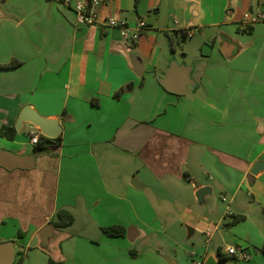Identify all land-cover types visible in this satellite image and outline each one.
Returning <instances> with one entry per match:
<instances>
[{
    "label": "crops",
    "instance_id": "1",
    "mask_svg": "<svg viewBox=\"0 0 264 264\" xmlns=\"http://www.w3.org/2000/svg\"><path fill=\"white\" fill-rule=\"evenodd\" d=\"M79 4L87 0H0V66L20 63L0 68V150L35 161L0 166V244L17 245L14 264H48L58 249L67 264H136L137 253L125 257L116 244L132 228L137 237L129 243L147 239L140 225L158 228L167 221L160 212L173 207L181 212L173 223L188 239L204 238L200 261L219 260L220 251L225 264H264V170L251 174L264 163V22L242 23L264 0H140L137 7L134 0H101L96 21L86 24L77 22ZM111 17L147 28L130 43L105 25ZM179 38L185 42L176 60ZM195 51L202 58L190 66ZM132 56L141 59L142 75ZM174 62L196 73L191 93L161 85ZM127 84L132 88L117 96ZM27 106L58 120L60 145L34 154L35 128H15ZM6 128H15L14 139L3 135ZM205 187L211 192L198 200ZM218 194L228 203L223 209ZM59 210L74 224L54 228L44 250L40 233ZM235 216L244 219L230 226ZM112 226L126 236L107 237L102 228ZM229 235L233 244L224 246ZM105 239L110 251L101 256ZM229 246L245 248L250 261L227 256ZM157 254L143 257L176 264Z\"/></svg>",
    "mask_w": 264,
    "mask_h": 264
},
{
    "label": "water",
    "instance_id": "2",
    "mask_svg": "<svg viewBox=\"0 0 264 264\" xmlns=\"http://www.w3.org/2000/svg\"><path fill=\"white\" fill-rule=\"evenodd\" d=\"M132 63L135 68V72L138 75H142L144 71V65L136 56H132ZM192 67L180 66L177 63H172L168 68L165 78L161 80V85L169 92L182 95L185 94L188 87L193 86ZM24 124H30L33 128L40 131L41 136L48 139H57L61 134V127L57 119H49L41 116L32 107H25L19 115L17 123L15 125L16 130L21 131ZM0 166L7 169L14 168H30L35 166L33 157L30 156H16L9 152L0 150ZM264 170V163H256L251 174L256 176L259 171ZM211 192L208 187L200 189L196 196L198 200H202L203 196ZM54 226L52 224L47 225L40 233L41 245L40 247L47 250L54 239ZM134 233V235H133ZM137 237V229L128 230L127 239L131 242ZM18 247L14 242H7L0 244V264H14L16 259ZM203 264H225L224 262L216 260L214 257H209Z\"/></svg>",
    "mask_w": 264,
    "mask_h": 264
},
{
    "label": "rangeland",
    "instance_id": "3",
    "mask_svg": "<svg viewBox=\"0 0 264 264\" xmlns=\"http://www.w3.org/2000/svg\"><path fill=\"white\" fill-rule=\"evenodd\" d=\"M185 42L181 38L179 40L176 39L174 46L177 48L178 52L175 55L177 58L176 60H180L182 58V54L180 51L179 44ZM167 45L168 48H170L171 43H169V40L167 39ZM194 61H188L190 66H192L195 63H198V60L202 58V55L200 52L195 51L194 53ZM250 59H257V54L250 53ZM193 80L195 79L198 81V77L196 73L192 74ZM200 78V75H199ZM192 86L189 87V93L192 92ZM217 201L220 205V207L225 208V206L228 205V203H223L221 201L220 195H217ZM158 203V202H157ZM177 207H173V209H169L167 212H160L163 221L167 219L165 223L163 222H157V225L160 224V226L154 227L153 225H140L142 228L141 230H144L147 234H151L147 239L146 238H140L134 243H129L126 240L124 242H121L120 244H116V247L118 250H123V255L126 257H130L131 252L137 253V261L136 264H152L148 259L150 258V255H158V253H161L164 257H170L173 260L176 261V264H194L197 261H200V256H202L204 248H206L205 240L204 238H200L196 236L193 239H188V234L184 226L173 223L174 219L179 217V214H181L180 211L176 210ZM174 218V219H173ZM169 220V221H168ZM172 220V221H170ZM216 224L217 220L213 219ZM170 225V226H169ZM169 226V227H168ZM223 229V228H221ZM240 231L238 230L237 236ZM219 236V234H217ZM231 239H233V235H229L228 237L224 238V246L227 244H233L231 242ZM110 240H103L102 242L99 241L98 246H100L99 253L101 256L104 255L105 251H110ZM194 254V255H192ZM149 255V258H144L143 256ZM162 259V257H161ZM163 262L167 263L164 259H162ZM88 264V263H87ZM122 264H128V262H123Z\"/></svg>",
    "mask_w": 264,
    "mask_h": 264
},
{
    "label": "built area",
    "instance_id": "4",
    "mask_svg": "<svg viewBox=\"0 0 264 264\" xmlns=\"http://www.w3.org/2000/svg\"><path fill=\"white\" fill-rule=\"evenodd\" d=\"M100 3L101 0H92L89 9H87V5L79 4L76 7L77 22L79 24L95 22L96 21L95 8L99 6ZM261 22H264V5L261 11H258L256 13L245 14L242 20V23L245 27H250ZM105 25L111 28L119 29L121 33V37L125 41L130 43L137 42L147 28L146 23L142 20H139L136 27H134L133 29H129V27L125 26L123 23H120L114 17L106 19ZM193 35L194 32H189L187 34V37L191 38L193 37ZM40 136H41L40 131L35 129V131L31 134V143L33 145H36L39 142ZM208 235L210 236L211 234L208 233ZM226 255L234 260L242 261V262H248L251 259V256L248 253V251L245 248L238 246H229L226 249ZM196 264H203V261H199Z\"/></svg>",
    "mask_w": 264,
    "mask_h": 264
},
{
    "label": "trees",
    "instance_id": "5",
    "mask_svg": "<svg viewBox=\"0 0 264 264\" xmlns=\"http://www.w3.org/2000/svg\"><path fill=\"white\" fill-rule=\"evenodd\" d=\"M91 1L92 0H87V9L90 8ZM134 1H135V7H137L140 0H134ZM183 35L185 36L184 39H186L187 35L185 33ZM19 65L20 63L18 61L13 60L8 65L0 66V68H15ZM131 88H132V84H127L124 87H122L116 94L117 96H119L123 94L126 90L131 89ZM3 135L9 137L10 139H14L16 135V130L15 128H8V129L6 128L3 132ZM61 143H62V136H59L57 139H54V140L40 136L39 142L34 146V154L39 155L40 153L49 152L48 151L49 149L54 148L60 145ZM243 219H244V216H235L229 225L233 226L239 223L240 221H242ZM51 224L54 226L55 229H59V230L67 229L74 224V217L66 210H59L56 213L55 218L51 221ZM102 232L107 237H110V238H118V237L126 236V229L122 226H112V227L102 228ZM19 236H22V233H19ZM259 251L264 256V246ZM131 254L133 253L131 252ZM59 255H60V249L55 251L54 256L50 254L48 264H67L64 260H62L59 257ZM219 257H220L219 258L220 261L222 262L226 261L222 253H220V251H219ZM22 259L23 258L17 261V264H21Z\"/></svg>",
    "mask_w": 264,
    "mask_h": 264
}]
</instances>
